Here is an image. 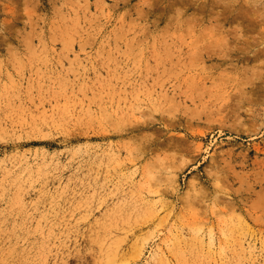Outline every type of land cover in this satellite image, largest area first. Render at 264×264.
I'll list each match as a JSON object with an SVG mask.
<instances>
[{
    "label": "rangeland",
    "instance_id": "1",
    "mask_svg": "<svg viewBox=\"0 0 264 264\" xmlns=\"http://www.w3.org/2000/svg\"><path fill=\"white\" fill-rule=\"evenodd\" d=\"M0 264H264V0H0Z\"/></svg>",
    "mask_w": 264,
    "mask_h": 264
},
{
    "label": "bare ground",
    "instance_id": "2",
    "mask_svg": "<svg viewBox=\"0 0 264 264\" xmlns=\"http://www.w3.org/2000/svg\"><path fill=\"white\" fill-rule=\"evenodd\" d=\"M217 152H218V151H217ZM213 155H215V154H213ZM212 160H214V158H213V159L211 158V161H212Z\"/></svg>",
    "mask_w": 264,
    "mask_h": 264
}]
</instances>
